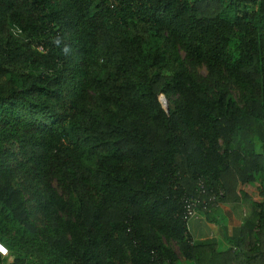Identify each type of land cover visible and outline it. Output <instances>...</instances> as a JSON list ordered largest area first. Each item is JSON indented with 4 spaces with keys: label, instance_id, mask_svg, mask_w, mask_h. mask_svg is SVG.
Wrapping results in <instances>:
<instances>
[{
    "label": "trees",
    "instance_id": "16d2710c",
    "mask_svg": "<svg viewBox=\"0 0 264 264\" xmlns=\"http://www.w3.org/2000/svg\"><path fill=\"white\" fill-rule=\"evenodd\" d=\"M263 174L264 0H0L13 264H264L186 219L243 200L263 230Z\"/></svg>",
    "mask_w": 264,
    "mask_h": 264
},
{
    "label": "crops",
    "instance_id": "0c3cea01",
    "mask_svg": "<svg viewBox=\"0 0 264 264\" xmlns=\"http://www.w3.org/2000/svg\"><path fill=\"white\" fill-rule=\"evenodd\" d=\"M258 180L262 183L263 199L264 174ZM260 212V209L243 200L221 202L216 209L192 218L188 223L189 234L198 243L213 244L219 252L231 250L241 254L256 253L258 248L264 246V229H259L257 225V215ZM258 234L261 235V240L258 239Z\"/></svg>",
    "mask_w": 264,
    "mask_h": 264
},
{
    "label": "built area",
    "instance_id": "2783aa9c",
    "mask_svg": "<svg viewBox=\"0 0 264 264\" xmlns=\"http://www.w3.org/2000/svg\"><path fill=\"white\" fill-rule=\"evenodd\" d=\"M163 105V103H162ZM198 200L197 199H191V200H186V203L189 204V210H188V214H187V221L189 222L192 218H196L199 216V214L197 212H195V210L192 208L193 206H195L197 204ZM203 213V212H202ZM201 213V214H202ZM0 256L2 257V262L1 264H13L15 259L14 257L11 255L10 251L8 250V248L0 243Z\"/></svg>",
    "mask_w": 264,
    "mask_h": 264
},
{
    "label": "rangeland",
    "instance_id": "374dc122",
    "mask_svg": "<svg viewBox=\"0 0 264 264\" xmlns=\"http://www.w3.org/2000/svg\"><path fill=\"white\" fill-rule=\"evenodd\" d=\"M201 73H206V71H205V69L203 68V69H201ZM232 94H233V96L236 98V100H238L239 101V92L233 87L232 88ZM164 97H160V102H161V104L163 103V107L167 110V111H169V109H171V108H168V106H170V103H169V101L167 100V99H163ZM261 150V145L258 143V145H257V151L259 152ZM38 223H40V221H38ZM172 245V247L176 250V252L180 255V250H179V247H178V245L177 244H171ZM181 256V255H180ZM181 262L183 263V264H185L184 263V260L181 258ZM181 263V264H182Z\"/></svg>",
    "mask_w": 264,
    "mask_h": 264
}]
</instances>
